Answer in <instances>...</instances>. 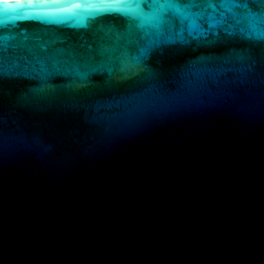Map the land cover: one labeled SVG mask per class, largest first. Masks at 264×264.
<instances>
[{"label": "water", "instance_id": "water-1", "mask_svg": "<svg viewBox=\"0 0 264 264\" xmlns=\"http://www.w3.org/2000/svg\"><path fill=\"white\" fill-rule=\"evenodd\" d=\"M74 25L9 19L0 28L10 46L47 53L15 66L9 57L10 71L65 76L40 94L34 81L2 78L0 264H264V46L237 59L163 45L148 60L157 75L128 92L115 85L112 57L77 64L68 55L69 39L89 36ZM209 52L217 56L182 64ZM93 70L102 74L89 83L81 73ZM248 74L245 105L211 103ZM160 76L195 98L158 126L142 103L155 105Z\"/></svg>", "mask_w": 264, "mask_h": 264}, {"label": "snow or ice", "instance_id": "snow-or-ice-1", "mask_svg": "<svg viewBox=\"0 0 264 264\" xmlns=\"http://www.w3.org/2000/svg\"><path fill=\"white\" fill-rule=\"evenodd\" d=\"M109 17L108 22L92 27V18ZM114 18V19H112ZM36 20L42 23H64L74 21L76 27L89 30V36L69 39L65 45L68 55L77 64H87L98 57L110 56L119 66L121 75L115 78V85H124L128 92H135L146 84L142 74H157L148 63L151 54L163 45L179 43L178 54L189 48H222L225 56L236 54L240 59L258 46H264V0H16L0 4V28L9 20ZM23 33V29H21ZM28 37L21 35V40ZM210 37V38H209ZM9 37L0 35V141L4 138L2 78L23 77L34 81L30 88L36 93L53 92L59 84L53 81L65 76L52 72L42 77L41 73L26 74L10 71L6 61L13 57L15 66L28 55H44V46L39 53L21 45L10 46ZM243 41L251 45L248 49H237L233 45ZM217 54L194 55L182 64L190 66L206 62ZM91 71L86 75L92 83ZM46 83L41 85V79ZM171 77L160 76L154 91L157 102L142 103L146 115L153 108L158 111L156 123L164 125L167 118L179 104L190 103L191 94L178 95L169 91ZM252 87L251 75L238 76L226 85L223 94L212 101L213 105L233 107L248 102ZM107 131V129H105Z\"/></svg>", "mask_w": 264, "mask_h": 264}]
</instances>
